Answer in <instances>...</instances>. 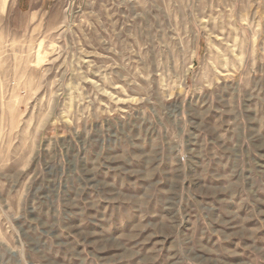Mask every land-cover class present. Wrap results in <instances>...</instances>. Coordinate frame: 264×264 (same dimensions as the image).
<instances>
[{"label":"rangeland","instance_id":"obj_1","mask_svg":"<svg viewBox=\"0 0 264 264\" xmlns=\"http://www.w3.org/2000/svg\"><path fill=\"white\" fill-rule=\"evenodd\" d=\"M0 264H264V0H0Z\"/></svg>","mask_w":264,"mask_h":264}]
</instances>
